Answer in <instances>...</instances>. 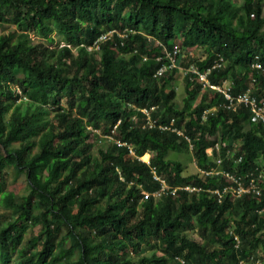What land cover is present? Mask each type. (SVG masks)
<instances>
[{
    "label": "trees",
    "instance_id": "obj_1",
    "mask_svg": "<svg viewBox=\"0 0 264 264\" xmlns=\"http://www.w3.org/2000/svg\"><path fill=\"white\" fill-rule=\"evenodd\" d=\"M263 4L0 0V264H264V120L249 105L223 107V89L249 90L258 104L264 97ZM111 29L123 35L97 40ZM175 47L176 66L157 74ZM182 47L199 54L187 58ZM181 60L210 69L221 89L185 71L178 105ZM151 106L149 125L140 109ZM171 150L190 151L194 172ZM218 154L221 169L245 184L254 177L259 193L219 199L212 189L226 177L203 171ZM10 170L24 175L27 192L5 189ZM154 174L175 192L154 196Z\"/></svg>",
    "mask_w": 264,
    "mask_h": 264
},
{
    "label": "built area",
    "instance_id": "obj_2",
    "mask_svg": "<svg viewBox=\"0 0 264 264\" xmlns=\"http://www.w3.org/2000/svg\"><path fill=\"white\" fill-rule=\"evenodd\" d=\"M114 31H116V30L111 29L108 32L101 34L97 40H103L107 35L111 34ZM116 32L120 36L123 35V33L120 31H116ZM94 46H95V48H97L98 47L97 43H95ZM177 51H178V48L175 47L171 53L168 52L169 61H168L167 65L164 64L157 69V71H156L157 74H161L165 70V68H167V67L176 66L177 60L175 59V54L177 53ZM254 64L257 67H262L259 62H255ZM262 68L264 69V67H262ZM187 71L193 72L196 75L197 80L199 82H201L203 84V86H210L211 88H214V89H221L218 85L212 84L209 82L207 75L210 72V69L207 68L205 71H201L198 68H196L195 65L190 64L186 68V72ZM223 92H224L225 98L228 100L224 103V107L229 108V109H236L237 105H239V104L249 105V106H251V109L254 113L253 118H260V119L264 120V97H263V99H261L262 100L261 103L258 104L256 102L255 98L249 94V90L244 91L243 93L239 94L236 97H234L231 93H229L225 89H223ZM153 108H154V106H151L149 108L142 107L140 109L145 114V116L147 117V121H148L149 125L153 124V120H151V118H150L151 109H153ZM213 109H215V108L212 107V108L206 109L203 112L202 117L206 118L207 114L209 112H212L211 110H213ZM161 127L164 128L165 126H161ZM172 129L177 131L179 134H182V132L180 130L176 129L175 127ZM190 145H192V144H190ZM213 149H215V150L219 149V144L217 142L215 143L214 146H211L207 149L209 155H212ZM141 159L148 162L149 161V155L147 156L146 159H144L143 157ZM221 161H222V155L218 154V156L215 158L216 167H212L208 171L203 170L206 173H223L224 176L226 177L225 183L221 187L216 186L212 189V191L217 194V197L219 199L222 197V194H224L225 192H230L231 194H234V195H241L242 193L248 192V191H254L256 193H259L260 189L256 187L257 182H256V179L254 177L249 178V181H247V183L245 184V180L241 176L235 175L229 171H225V170L221 169ZM217 167H219V168H217ZM260 175H262V174H259L258 176H260ZM154 177L159 179L161 182L160 188L158 190H155L152 192V194L154 196H156V197L160 196V194L165 192L166 189L171 191V192H175V190L177 189L176 186L175 187H168L165 179L162 178L160 175L154 174ZM181 187L183 189H185L187 191H191V192L200 189V187H196L195 185H191V184H186V185L181 186ZM149 194H151V193L145 192L144 196L146 197ZM235 264H262V261L260 259L239 260Z\"/></svg>",
    "mask_w": 264,
    "mask_h": 264
},
{
    "label": "rangeland",
    "instance_id": "obj_3",
    "mask_svg": "<svg viewBox=\"0 0 264 264\" xmlns=\"http://www.w3.org/2000/svg\"><path fill=\"white\" fill-rule=\"evenodd\" d=\"M264 6V4H263ZM14 28V25L12 26H9L7 25L5 27V29H9V28ZM52 35L55 37V41H53L52 43H50V46H55V47H58L59 44H56V43H60V45L62 44V40H58L59 37L57 36L56 32H53ZM30 37L32 39H38L39 41H43L44 43H47L48 41L40 36H38L35 32H30ZM181 53L183 56L186 55L187 58L188 55L190 54H199L198 52V49L197 48H194V47H188L187 49H184L183 47L181 48ZM184 60V58H182ZM181 60V62L178 64V67H177V72L175 73L173 79H172V85L174 86L175 90H176V99L175 101L177 102L178 105H181L182 104V98L184 96V78L183 76L185 75V71H186V67L188 64H184L185 61ZM224 85H227V82H225ZM11 87L12 88H16V86L14 84H11ZM21 102V99L19 100ZM24 105V104H23ZM12 109V107L10 108ZM96 132H98V130H95ZM94 131V132H95ZM96 136L97 135H90V141L93 143V146H92V151L93 153H97V143H98V140L96 139ZM230 137L228 139H226L222 145H228L229 143H231L230 141ZM220 150H221V146H220ZM148 156L147 153H145L142 157L144 159H146ZM168 156L170 157H173V158H178L183 164H184V167L185 169L189 170L190 172H194V170L196 169L195 167V162H194V159L192 157V154L190 151H187V152H177V151H173L171 150L169 153H168ZM141 157V158H142ZM219 168V167H217ZM14 173L10 170L8 175L6 176L5 180H4V187L5 189L7 190H13L14 192L16 193H19V194H22V193H25L28 191V186H27V182H26V179L24 177L23 174H19L18 176L16 177H13ZM0 211H3L2 209H0ZM197 230L196 229H191V230H188V236L190 238H198V233L196 232ZM140 252H146V253H150L151 251L149 249H141ZM12 264V263H11Z\"/></svg>",
    "mask_w": 264,
    "mask_h": 264
},
{
    "label": "clouds",
    "instance_id": "obj_4",
    "mask_svg": "<svg viewBox=\"0 0 264 264\" xmlns=\"http://www.w3.org/2000/svg\"><path fill=\"white\" fill-rule=\"evenodd\" d=\"M221 106H222V105H221ZM213 107L216 109V106H215V105H214ZM223 107H224V106H223ZM211 108H212V107H211ZM215 109H213V110H215ZM213 110H211V111H213ZM217 143H218V142H217ZM214 145H215V144H214ZM214 145H213V146H214ZM210 147H211V146H210ZM208 148H209V147H208ZM208 148H207V149H208ZM147 154H148V153H147ZM142 156H143V155H142ZM244 260H245V259H244ZM235 263H236V262H235ZM235 263H234V264H235Z\"/></svg>",
    "mask_w": 264,
    "mask_h": 264
}]
</instances>
